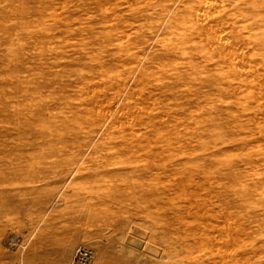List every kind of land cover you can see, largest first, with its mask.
Returning a JSON list of instances; mask_svg holds the SVG:
<instances>
[{
  "label": "rangeland",
  "instance_id": "rangeland-1",
  "mask_svg": "<svg viewBox=\"0 0 264 264\" xmlns=\"http://www.w3.org/2000/svg\"><path fill=\"white\" fill-rule=\"evenodd\" d=\"M205 1L0 0V264H264L253 4Z\"/></svg>",
  "mask_w": 264,
  "mask_h": 264
},
{
  "label": "bare ground",
  "instance_id": "bare-ground-1",
  "mask_svg": "<svg viewBox=\"0 0 264 264\" xmlns=\"http://www.w3.org/2000/svg\"><path fill=\"white\" fill-rule=\"evenodd\" d=\"M134 1V0H133ZM152 1V0H151ZM208 1V0H207ZM207 1H205L206 2V4L205 3H203V4H205V6H207V4H209V3H207ZM210 1V3H211V0H209ZM208 1V2H209ZM251 2H252V4H253V10H254V15H253V17H254V22H255V26H257V33H258V44H257V49L259 50V57L261 58V61H260V74H262V78H261V82H262V84H261V86H260V94H262L263 96H264V0H251ZM134 4V3H133ZM209 6V5H208ZM207 6V7H208ZM215 6V5H214ZM202 8H204L203 6H201ZM206 8V7H205ZM212 9V8H211ZM216 9H218V8H214V10L215 11H217ZM200 10H201V8H200ZM206 10H208V9H206ZM209 10H210V8H209ZM200 12V11H199ZM218 12V11H217ZM197 13V12H196ZM202 13V12H201ZM200 13V14H201ZM203 14V13H202ZM219 15H221V14H219ZM219 15H215L216 16V18H215V20L216 21H219V19H217L218 17H219ZM196 16V15H195ZM203 16V15H202ZM214 16V15H213ZM218 16V17H217ZM206 18H210V17H207V16H205ZM202 19H203V17H201ZM212 19H214L213 17H211ZM204 20H206V22L208 23L209 21H207V19H204ZM214 21V20H213ZM205 22V21H204ZM215 22V21H214ZM205 24V23H204ZM213 24H215V23H213ZM205 28H207L206 26V24L205 25H203ZM201 28H203L202 26H200ZM199 28V27H198ZM200 29V28H199ZM196 33V32H195ZM194 33V34H195ZM205 36V35H204ZM206 39V38H205ZM228 39V38H227ZM235 39V38H234ZM222 40L224 41V39L222 38ZM227 43H228V41H229V39H228V41L227 40H225ZM218 42H221V41H219L218 40ZM222 43V42H221ZM225 43V42H224ZM224 43H223V45H224ZM245 44V43H244ZM225 45H226V43H225ZM228 46V45H227ZM237 46H240L241 47V45H237ZM231 48H233V47H231ZM237 48H239V47H237ZM236 47H235V51H236V49H237ZM245 48V47H244ZM246 49V48H245ZM239 51V50H238ZM231 52H232V50H231ZM247 53V52H246ZM245 54V53H244ZM242 55H243V53H242ZM241 55V56H242ZM234 56V55H233ZM248 57V56H247ZM234 58V57H233ZM233 58H231L230 60H231V62H233ZM240 58V57H239ZM243 58V57H242ZM251 58V57H250ZM228 59H229V57H228ZM246 60V59H245ZM234 61H236L235 59H234ZM241 61H243L242 59H241ZM240 61V62H241ZM247 61V60H246ZM248 62V61H247ZM229 63H230V61H229ZM235 63V62H234ZM231 65H232V63H230ZM234 66V65H233ZM238 66V65H237ZM236 67V66H235ZM235 67H233V68H235ZM239 67V66H238ZM238 67H236V68H238ZM251 68V67H250ZM237 70H239V68L237 69ZM240 70H242V69H240ZM243 71V70H242ZM246 72V74H249V73H247V71H245ZM245 74V75H246ZM255 75V74H254ZM252 76V75H251ZM257 78H258V76H257ZM257 80H259V79H257ZM257 82H259V81H257ZM260 83V82H259ZM248 84V83H247ZM259 85V84H258ZM245 86V85H244ZM238 89V88H237ZM256 92V91H255ZM257 94L259 95V93H258V91H257ZM261 97V96H260ZM257 99V98H256ZM259 100V99H258ZM263 100V99H262ZM149 101V100H148ZM259 102H260V100H259ZM262 102V101H261ZM145 104H148L149 102H144ZM150 104V103H149ZM260 104V103H259ZM132 107V106H131ZM259 107H261L260 105H259ZM263 107V106H262ZM139 109V108H138ZM147 112V111H146ZM131 114V113H130ZM134 114V113H133ZM128 116V115H127ZM131 115H129V117H130ZM133 117V116H132ZM163 117V116H162ZM164 118V117H163ZM256 118H257V116H256ZM125 121V120H124ZM129 121H130V119H129ZM263 132V131H262ZM136 134V133H135ZM258 135V134H257ZM154 137V136H153ZM241 155H243V154H241ZM245 156V155H244ZM252 168V167H251ZM230 174V173H229ZM235 176V175H234ZM196 177V176H195ZM188 178V177H187ZM186 180V179H185ZM185 180L183 181V182H185ZM188 180V179H187ZM194 180V179H193ZM192 180V182H194L195 183V181H193ZM204 180V179H203ZM180 182V181H179ZM189 180L187 181V183L189 184ZM186 183V182H185ZM191 183V182H190ZM204 183V182H203ZM194 185H196V183L194 184ZM193 185V186H194ZM200 185H201V182H200ZM186 187L188 186L187 184L185 185ZM192 186V185H191ZM196 186H198V185H196ZM206 186V185H205ZM204 186V187H205ZM189 188H193V187H189ZM195 189V188H194ZM199 189V188H198ZM183 190V189H182ZM201 192H202V190H203V188H201V186H200V189H199ZM199 190H198V194L200 195L201 193H199ZM184 191V190H183ZM192 191V190H191ZM194 192V191H193ZM190 195V194H189ZM198 195V196H199ZM191 196V198H192V195H190ZM208 197V196H207ZM199 200V199H198ZM196 201V200H195ZM207 212H209V211H207ZM230 221H231V219H230ZM232 221H233V219H232ZM216 222V221H215ZM217 223V222H216ZM229 225H230V222L228 223ZM227 224V226H229ZM233 223L231 222V225H232ZM235 225V224H234ZM218 227V226H217ZM231 227V226H230ZM232 227H234V226H232ZM261 227V226H260ZM227 228V227H226ZM225 228V229H226ZM229 228V227H228ZM230 229H233V228H230ZM230 229H228L229 230V232H227V233H230ZM227 230V229H226ZM227 230V231H228ZM223 231V230H222ZM232 231H234V230H232ZM213 232V231H212ZM216 232H218V231H216ZM224 232H225V230H224ZM264 232V231H263ZM216 234H218V233H216ZM225 234V233H224ZM230 234H234V233H230ZM227 235H229V234H227ZM226 235V236H227ZM215 236V235H214ZM218 243V242H217ZM219 244V243H218ZM220 245V244H219Z\"/></svg>",
  "mask_w": 264,
  "mask_h": 264
}]
</instances>
